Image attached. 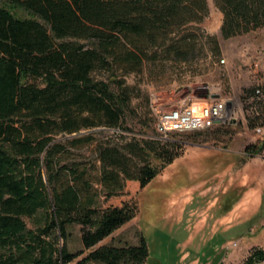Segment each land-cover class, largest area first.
<instances>
[{"label": "trees", "instance_id": "16d2710c", "mask_svg": "<svg viewBox=\"0 0 264 264\" xmlns=\"http://www.w3.org/2000/svg\"><path fill=\"white\" fill-rule=\"evenodd\" d=\"M212 1L223 39L264 26V0ZM206 12V0H0V264L144 262L142 234L135 245H94L134 216L138 193L125 182L149 184L180 155L175 140L54 136L119 128L130 99L123 75L147 61L196 58ZM256 106L251 124H263L264 102ZM262 149L264 140L244 152ZM72 223L80 226L74 252ZM261 260L264 251L253 249L241 264Z\"/></svg>", "mask_w": 264, "mask_h": 264}, {"label": "rangeland", "instance_id": "374dc122", "mask_svg": "<svg viewBox=\"0 0 264 264\" xmlns=\"http://www.w3.org/2000/svg\"><path fill=\"white\" fill-rule=\"evenodd\" d=\"M206 7L195 33L196 58L147 61L139 72L123 75L130 99L119 128L96 126L54 136L63 141L93 134L102 144L116 145L168 142L154 132L157 112L179 105L195 109L211 99L227 104L223 124L169 135L180 155L144 188L125 182L124 190L138 193V208L94 247L135 245L142 234L148 250L142 264H241L253 249L264 251V149L244 152L245 145L264 140V123L251 124L256 105L264 102V26L223 39L220 12L212 0ZM166 188L175 195L162 201ZM24 221L31 227V220ZM66 230L67 249L79 250L80 226L72 223Z\"/></svg>", "mask_w": 264, "mask_h": 264}, {"label": "built area", "instance_id": "2783aa9c", "mask_svg": "<svg viewBox=\"0 0 264 264\" xmlns=\"http://www.w3.org/2000/svg\"><path fill=\"white\" fill-rule=\"evenodd\" d=\"M260 94L258 90L255 91ZM228 117L227 104L219 99H211L195 110L192 107H177L157 112L154 118V132L160 140H169L171 133H184L207 129L223 124ZM259 130V128H256Z\"/></svg>", "mask_w": 264, "mask_h": 264}, {"label": "bare ground", "instance_id": "6f19581e", "mask_svg": "<svg viewBox=\"0 0 264 264\" xmlns=\"http://www.w3.org/2000/svg\"><path fill=\"white\" fill-rule=\"evenodd\" d=\"M198 107H195V110H197Z\"/></svg>", "mask_w": 264, "mask_h": 264}]
</instances>
